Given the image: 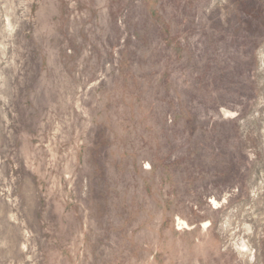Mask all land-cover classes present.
<instances>
[{"label":"rangeland","instance_id":"374dc122","mask_svg":"<svg viewBox=\"0 0 264 264\" xmlns=\"http://www.w3.org/2000/svg\"><path fill=\"white\" fill-rule=\"evenodd\" d=\"M0 264H264V0H0Z\"/></svg>","mask_w":264,"mask_h":264}]
</instances>
